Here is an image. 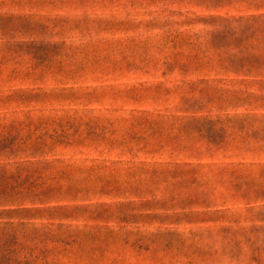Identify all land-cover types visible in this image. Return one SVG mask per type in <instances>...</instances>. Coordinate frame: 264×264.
Instances as JSON below:
<instances>
[{
  "label": "rangeland",
  "instance_id": "1",
  "mask_svg": "<svg viewBox=\"0 0 264 264\" xmlns=\"http://www.w3.org/2000/svg\"><path fill=\"white\" fill-rule=\"evenodd\" d=\"M257 6L0 0V264H264V91L202 21Z\"/></svg>",
  "mask_w": 264,
  "mask_h": 264
},
{
  "label": "trees",
  "instance_id": "2",
  "mask_svg": "<svg viewBox=\"0 0 264 264\" xmlns=\"http://www.w3.org/2000/svg\"><path fill=\"white\" fill-rule=\"evenodd\" d=\"M261 7L237 16L210 15L202 21L212 26L207 33L208 51L237 77L255 78L250 83L258 84L264 91V12H261ZM253 97L264 107V95L253 94ZM247 124L253 129L251 137L261 143L258 149H264V114L237 116L240 132ZM260 166L263 176L264 163Z\"/></svg>",
  "mask_w": 264,
  "mask_h": 264
}]
</instances>
